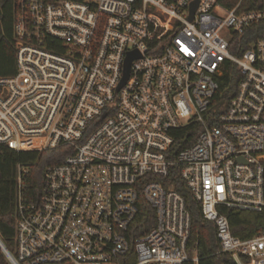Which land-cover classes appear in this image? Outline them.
Listing matches in <instances>:
<instances>
[{"label":"built area","instance_id":"built-area-1","mask_svg":"<svg viewBox=\"0 0 264 264\" xmlns=\"http://www.w3.org/2000/svg\"><path fill=\"white\" fill-rule=\"evenodd\" d=\"M243 2L16 0L0 144L65 156L45 167L36 199L18 167L10 264H197L186 200L167 181L175 166L221 249L235 264H264V231L234 235L220 210L264 214V38L236 42L264 22V0ZM229 63L239 79L224 100ZM186 127L195 140L176 153ZM141 198L156 223L136 236Z\"/></svg>","mask_w":264,"mask_h":264},{"label":"trees","instance_id":"trees-1","mask_svg":"<svg viewBox=\"0 0 264 264\" xmlns=\"http://www.w3.org/2000/svg\"><path fill=\"white\" fill-rule=\"evenodd\" d=\"M239 0H220L229 7L234 6ZM261 0H244L243 8H252L259 5ZM16 10V0H0V76L13 75L17 72L16 66V38L13 31ZM264 38V22L251 25L242 37H237V44L247 49L251 42ZM239 71L236 65L230 66L221 77L223 99H229L238 81ZM196 134L189 128H182L176 133V141L173 149L177 151L191 144ZM64 147L59 149H47L42 152L35 150L17 151L9 146L0 144V239L6 249L12 253L16 250V219H17V182L18 167L26 168L24 174L25 194L36 199L41 190V184L45 167L52 163L60 162L64 154ZM264 164V156L262 157ZM181 167L175 166L167 181L172 183L175 189L184 196L187 208L192 218L190 246H196L199 254L197 264H235L232 256L221 249V243L216 234L213 221L205 218L201 210V202L197 200L186 181L180 175ZM220 210L228 217L232 234L242 238H250L264 231V214L256 211L231 209L220 206ZM155 209L152 205L140 199L139 211L136 216V224L141 228L136 232L142 235L155 225ZM0 264H10L8 257L0 244ZM194 264V263H189Z\"/></svg>","mask_w":264,"mask_h":264},{"label":"water","instance_id":"water-1","mask_svg":"<svg viewBox=\"0 0 264 264\" xmlns=\"http://www.w3.org/2000/svg\"><path fill=\"white\" fill-rule=\"evenodd\" d=\"M197 7V2H194V4L192 5V7H191V10H192V12L194 13L195 12V8ZM129 61H130V57L129 58H127V61H126V72H125V76H124V78L122 79V84H124L125 82H126V79H127V76H128V71H129V65H130V63H129ZM0 244H1V246H2V248L4 249V250H6V247H5V245L3 244V242H2V240L0 239Z\"/></svg>","mask_w":264,"mask_h":264},{"label":"rangeland","instance_id":"rangeland-1","mask_svg":"<svg viewBox=\"0 0 264 264\" xmlns=\"http://www.w3.org/2000/svg\"><path fill=\"white\" fill-rule=\"evenodd\" d=\"M194 255V254H193Z\"/></svg>","mask_w":264,"mask_h":264}]
</instances>
